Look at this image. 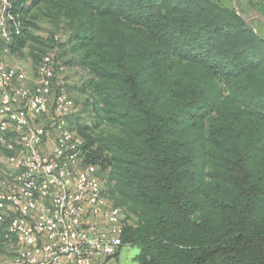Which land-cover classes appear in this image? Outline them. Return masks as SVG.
<instances>
[{
  "label": "trees",
  "instance_id": "obj_1",
  "mask_svg": "<svg viewBox=\"0 0 264 264\" xmlns=\"http://www.w3.org/2000/svg\"><path fill=\"white\" fill-rule=\"evenodd\" d=\"M7 1L11 52L39 65L45 18L89 70L88 117L67 120L125 212L130 264H264V28L242 3ZM15 241L0 225V251Z\"/></svg>",
  "mask_w": 264,
  "mask_h": 264
},
{
  "label": "built area",
  "instance_id": "obj_2",
  "mask_svg": "<svg viewBox=\"0 0 264 264\" xmlns=\"http://www.w3.org/2000/svg\"><path fill=\"white\" fill-rule=\"evenodd\" d=\"M7 5L0 6V225L16 253L0 264H102L124 245L125 212L109 202L97 165L84 162L83 136L68 124L75 100L57 79L63 62L45 54L30 76L4 60L13 38Z\"/></svg>",
  "mask_w": 264,
  "mask_h": 264
},
{
  "label": "rangeland",
  "instance_id": "obj_3",
  "mask_svg": "<svg viewBox=\"0 0 264 264\" xmlns=\"http://www.w3.org/2000/svg\"><path fill=\"white\" fill-rule=\"evenodd\" d=\"M239 1L246 9L244 12L245 15L248 16L249 19L253 18V21H255L258 26L264 28V17L260 15L257 10L248 6L246 1L227 0L226 2L238 7ZM2 4L3 0L0 1V6ZM258 16L260 17L261 21L256 19ZM40 23L42 27L40 33L48 41L44 46L45 52L43 51L42 55L45 53H51L63 62V68H60L57 71V79L64 80L63 89H65L75 99V107L71 113L72 118L75 119L77 116H79L81 120L84 119L83 121H85V118H87L89 114L86 106V100L88 99L89 94L82 89V86L85 80L90 77L89 70L81 63H65L66 60L71 57L72 53H63L66 50L65 44L68 36L62 25L56 26L52 21L45 18H42ZM55 35L60 36L58 41L52 40V37ZM31 49L32 47H27L22 53H13L11 51L3 52V58L9 64L18 66L26 70L30 76H33L37 70L38 63L35 62V58L31 53ZM1 148L2 147L0 146V150ZM1 248L0 262H9V260H11L15 255L16 248H14V246H12L9 242H7ZM138 250L139 249L137 246L123 245L121 247V254H119V256L108 259L105 258L103 259L102 264H130L133 262V257L138 252Z\"/></svg>",
  "mask_w": 264,
  "mask_h": 264
}]
</instances>
